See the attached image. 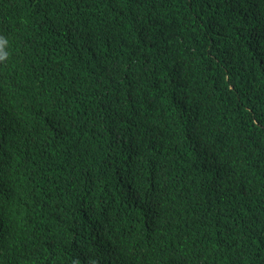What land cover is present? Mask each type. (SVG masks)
Segmentation results:
<instances>
[{
  "label": "trees",
  "instance_id": "16d2710c",
  "mask_svg": "<svg viewBox=\"0 0 264 264\" xmlns=\"http://www.w3.org/2000/svg\"><path fill=\"white\" fill-rule=\"evenodd\" d=\"M0 264H264V0H0Z\"/></svg>",
  "mask_w": 264,
  "mask_h": 264
},
{
  "label": "clouds",
  "instance_id": "9594fccd",
  "mask_svg": "<svg viewBox=\"0 0 264 264\" xmlns=\"http://www.w3.org/2000/svg\"><path fill=\"white\" fill-rule=\"evenodd\" d=\"M7 44V39L0 37V62H4L8 58V52L6 51ZM74 264H79V261H75ZM87 264H99V261L95 257H90Z\"/></svg>",
  "mask_w": 264,
  "mask_h": 264
}]
</instances>
